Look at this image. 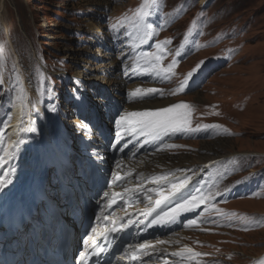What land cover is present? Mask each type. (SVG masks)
<instances>
[{
    "label": "rangeland",
    "instance_id": "374dc122",
    "mask_svg": "<svg viewBox=\"0 0 264 264\" xmlns=\"http://www.w3.org/2000/svg\"><path fill=\"white\" fill-rule=\"evenodd\" d=\"M144 2L0 0L6 17V28L0 25V44L4 45V63L0 68L3 81L0 84V156L4 157L5 151L9 152L17 141L10 132L24 125V117L14 121L13 114L20 103L17 75L23 87L24 83L29 87L33 109L34 103L49 105L60 92L66 94L64 84L67 85L68 77L63 72L69 70L71 75L70 71H76L73 58L81 65L76 75L84 70L91 72L88 67L102 66L103 72L104 68L113 66V61H119L113 59L104 64L92 61V65H82V60H91L93 52L100 53L94 46L87 47L83 39H91V32L102 27L101 16L108 30H113V24H124L119 34L124 33L131 46L124 56L132 54L134 49L140 50L143 44L152 46L149 51L143 48L146 53L155 51L157 42L171 41L165 45L168 54L162 64L167 67L176 59L178 65L168 79L163 73L157 75L151 70L142 57L143 52L136 53L135 58L136 67L156 81L151 87L141 86L163 90L164 96L157 101L126 106V110L137 111L131 110L137 105L142 107L140 111H154L183 102L190 105L191 127L218 124L228 133L216 128L180 133L171 137L155 155L162 163L202 157L199 161L205 160L204 164L185 166V173L194 174L192 181L199 183L195 187L210 194L207 206L183 213L187 219L161 250L165 264H260L264 260V0H157L147 18L154 25L155 35L140 43L144 29L133 24L136 11ZM200 61L203 64L193 73L185 90L172 95ZM94 76L98 80L102 78L101 73ZM102 81L107 84L106 80ZM136 86L130 87L135 90ZM24 105L23 101V116L27 111ZM35 108L40 112L33 111V115L45 114L38 104ZM168 144L178 147H166ZM208 150L219 153L212 155ZM204 155L211 159L203 158ZM208 173L212 176L208 177ZM151 197L157 196L154 193ZM190 219L198 223L188 226ZM185 246L204 255L191 259L172 255Z\"/></svg>",
    "mask_w": 264,
    "mask_h": 264
},
{
    "label": "snow or ice",
    "instance_id": "6c2138e0",
    "mask_svg": "<svg viewBox=\"0 0 264 264\" xmlns=\"http://www.w3.org/2000/svg\"><path fill=\"white\" fill-rule=\"evenodd\" d=\"M157 3V0H145L136 11V19L133 26H142L143 37L140 39V43H145L147 40L152 39L155 35L153 31L154 25L148 21V16L151 14V7ZM196 26V22L193 21V27ZM113 30L119 32L121 28H124V24L121 23L120 25L113 24ZM171 41H161L155 44V51H150L146 53H142V57L145 60V63L148 64L152 71H154L157 75L161 73L164 74L165 79L170 78L171 75H174V68L177 67L178 61L173 59L172 63L168 64L167 67H164L162 64V60L168 54L165 48V45L170 44ZM177 57L180 56V51L177 50L176 54ZM4 63V45L0 44V68L3 67ZM203 64V61H200L199 64L196 66V69L189 71L187 75L184 76L183 80L180 82L179 87L175 89L172 95L177 93L183 92L185 88L188 86L189 81L193 78V73ZM16 82L18 85V96L17 99L23 104L24 101V87L23 84L20 82V76H16ZM3 81L0 80V84ZM75 91V89H74ZM132 97H137L138 99H144L146 97H152L155 95H159L161 97L164 96L163 90L156 89V88H148V89H141L137 88L133 92L129 93ZM50 110H55L54 106ZM190 117H191V110L190 105L187 103H173L171 106L168 107H161L154 111H132V112H125L123 115H120L118 119L115 120V125L117 128V136L121 137V132H131L136 133L139 132L140 135L147 137L148 139L146 142H154V141H163L165 137H169L171 135H175L176 133H195L201 130H206L209 128H216L222 129L223 132L228 133L226 128L223 126L215 124V125H197L195 128L190 126ZM34 130V129H33ZM230 134V133H229ZM2 139V137H0ZM24 141H19L18 143L12 145L13 147L18 148L19 144H22ZM119 143V140L117 141ZM127 145H125L126 147ZM166 147H178L177 145L168 144ZM12 153L5 151V156L11 158ZM98 155V154H97ZM5 158L0 156V166L5 163ZM15 172V169H12ZM172 173L168 175H160L152 177L151 183L160 185L161 182H166L168 185L167 190L163 187L160 188H153L148 189L147 191L154 192L157 198L152 201V197L147 195L146 192L143 190L141 194L145 195V199L150 202L151 206L146 207L143 210V214L146 216H152L153 213H157V209H159L162 205H166L171 201H177L175 206L170 207L167 211H161L155 215V218L151 221L152 224H167L173 223L177 220V218L183 214L188 212H193L196 209L200 208L201 205L207 206V203L210 199V194H206L202 191V189L193 187L191 191L185 190L189 189V183L193 180V175H188L183 178L174 177L170 180L169 176H172ZM122 179V177L117 174L115 179L113 180V184H115L118 180ZM11 179L7 178V174L5 176H0V191L5 189L9 184H11ZM139 188V186H137ZM137 191V189L125 188L123 193H116L113 192L112 196L113 199L110 201L109 206L114 205L117 203L116 197H120L121 200L124 199V194L132 192L133 194ZM105 197L108 196V193H104ZM125 204H129V201L124 200ZM217 212L220 209H216ZM230 215H235L232 213ZM105 220L108 217H104ZM215 223V221H210ZM133 221L129 219L127 221V225L132 224ZM198 221L196 219L188 220V226L197 224ZM113 226L111 228L105 227L106 233H114L119 231L121 228L126 227V224H121L120 228L116 227V221H112ZM247 230V229H245ZM96 230L93 229V232ZM159 244L166 243L165 241H157ZM149 247H153L148 243H141L137 246V250H145ZM100 251L102 252L103 249L101 248ZM87 255V248L84 252L81 253V256L84 257ZM173 256H178L181 258L191 259L192 257L204 255L202 253L194 252L191 248L184 247L183 249L172 253ZM132 260H139L140 257L136 255L134 251L131 254Z\"/></svg>",
    "mask_w": 264,
    "mask_h": 264
},
{
    "label": "bare ground",
    "instance_id": "6f19581e",
    "mask_svg": "<svg viewBox=\"0 0 264 264\" xmlns=\"http://www.w3.org/2000/svg\"><path fill=\"white\" fill-rule=\"evenodd\" d=\"M0 10L2 11V15L0 17V25L6 28V24H5V18L6 17L4 18V14H3L4 7L2 5H0ZM102 32H103L102 28L100 30H98V33H102ZM7 36L10 39L9 33L7 34ZM99 56L105 57V60L106 59L111 60L109 54L102 53ZM116 64H117V61H113V66ZM112 67L108 68L106 72H108V71L110 72L112 70ZM86 69L91 71V72L88 73V72H86V70L78 72L76 75L77 76L76 82L78 83L79 88L83 92V94L87 97H90L93 93L91 88H94V86H99L100 84L101 85L105 84V82H103L102 80H98V77L94 76L95 73H102V66L97 67V68L88 67ZM82 80H84L86 82H83ZM106 83L109 85L110 81L106 80ZM107 84H105V85H107ZM27 92H28V94H27V96H28L30 93L29 87L28 86L26 87L24 84V95ZM24 102H25L24 107H27V111H26L25 115L23 116L21 113V111H22V104L21 103H18V105H17L18 109L15 108L16 110L14 111L13 114H14V121H17L19 118L25 117V119H24L25 125L22 127V129L20 127H18V128H15L14 130H12L10 132L11 137H16L17 143L19 141H21L22 138H23L22 141H24V142L22 144H19L18 148L14 147L13 149H11L9 151V153H12L11 158H9L8 156H4L6 162L3 164V167H4L5 171L2 174H0V176H5L7 174L8 179H11L10 175L14 174L16 177V180L11 179L12 183L9 184L5 189L0 191V201L3 199V196L6 193H8L10 191H16L18 188L25 185V183L29 180V176H28L29 173L17 172V169H15V167H14L13 161L15 162V161L21 159V160H29L30 162H41V163H43L44 159H45L44 153H45L47 146H49L50 144H59L60 143V139L58 138L57 134L55 132L48 131L45 128V126L47 125V120L49 118L54 120V123H56V121L59 120V115H56V112H49V113H45L44 115L41 114V115H38L37 117H34L29 113L31 102H30V99L26 98V95H25ZM59 103H60V101L54 100L53 105L58 106ZM38 107H40L39 104H38ZM140 108H142V107H140V106L137 107V105H136V106H133L131 110L140 111L139 110ZM40 109H41V107H40ZM35 112H40V111L38 108L37 109L35 108ZM64 113H67V111H64ZM27 132L33 133V134H39V137H36L34 139H29L28 141H26L25 135ZM24 144L29 145V146L26 147V146H24ZM207 153H209V154L213 153L212 155H214V154H217L219 152H216L215 150H208ZM155 155L150 154L146 157H142L140 160H138V162H136L135 164L132 165L133 170L136 174V177L140 178V181L142 184L143 183L146 184L144 191L150 193L151 196L154 194V192L147 191L148 189L163 187L165 190H167V188H168V185L166 182H161L160 185L151 183L152 177L160 176V175H168L169 173H172L173 175L169 176L170 180L173 178V176L177 177V178H183V177H185V175H183L185 172L180 174L178 171L186 169L185 166L190 165L189 167L191 168V167H196L197 165L201 166L202 164L205 163V160L199 161L200 158L202 159V157H199V156H192L189 158L186 157L184 159V161H182L181 163H178V161H176V162L169 161V163H162V162H159L158 156L155 157ZM203 158H207V156L204 155ZM209 159H211V158L208 157L207 160H209ZM166 164H169V165H166ZM215 165H221V164L215 163ZM203 167L214 168V167H208V165H203ZM12 169H15V172H13ZM214 170H215V168H214ZM211 171H213V170H211ZM186 176H188V175H186ZM209 176L211 177L212 174L208 173V177ZM195 182L196 181H190L189 186L191 185V187H189L188 190H185V193H187V191H191L193 189V187L199 186V183L195 184ZM156 198H153L152 201H154ZM146 202H149V201L146 199ZM173 202H175V201H171L168 204L173 203ZM174 223L180 225L182 222L179 220H176ZM260 264H264V260Z\"/></svg>",
    "mask_w": 264,
    "mask_h": 264
}]
</instances>
